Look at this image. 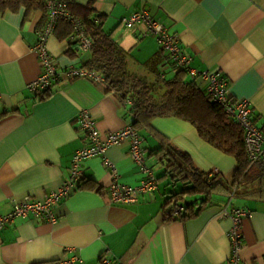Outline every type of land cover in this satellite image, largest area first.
I'll return each instance as SVG.
<instances>
[{
    "label": "crops",
    "instance_id": "obj_1",
    "mask_svg": "<svg viewBox=\"0 0 264 264\" xmlns=\"http://www.w3.org/2000/svg\"><path fill=\"white\" fill-rule=\"evenodd\" d=\"M87 7L105 16L104 29L127 52L130 71L163 84L180 68L145 34L144 24L123 23L126 15L148 9L181 39L192 67L221 72L230 95L249 100L252 118L264 130V0H70L73 12ZM47 16L24 6L0 9V215L61 186L76 152L88 144L77 119L82 109L90 110L102 137L129 125L139 131L160 188L134 204L113 203L111 171L103 156L91 157L78 186L57 205L55 222L17 217L1 232L0 264H53L71 256L84 264H104V257L112 264H230L233 220L222 215L226 206L250 210L243 221L242 257L247 264H264V187H249L246 197L233 195L238 160L204 139L194 124L178 117L136 123L134 105L90 77L58 82L45 97L29 88L43 70L34 46ZM49 47L61 68L85 67L93 55L80 50L63 22ZM185 73L208 93L206 78ZM168 151L221 180L212 201H203L200 191L174 197L195 184L181 171L168 170L162 159ZM107 156L126 183L140 184L143 167L131 157L129 142L112 146ZM186 200H192L190 208ZM189 212L197 213L182 217Z\"/></svg>",
    "mask_w": 264,
    "mask_h": 264
},
{
    "label": "built area",
    "instance_id": "obj_2",
    "mask_svg": "<svg viewBox=\"0 0 264 264\" xmlns=\"http://www.w3.org/2000/svg\"><path fill=\"white\" fill-rule=\"evenodd\" d=\"M69 3L70 0H49V22L38 31V41L34 46V50L43 70L40 76L29 84V88L39 94L50 91L55 84L65 79L90 77L101 82L104 80L100 73L85 67L61 68L58 60L50 50L49 39L55 32L57 20L60 18H64L72 24L80 50L88 51L92 49L93 40L82 19L74 15L69 9ZM123 23L129 28L144 24L146 27L145 34L154 36L161 48L168 53L179 68L193 76L206 78L209 81V96L214 102L220 104L244 129L245 146L249 158L254 162L264 161V130L258 127L253 120V108L249 100L234 99L230 95L227 81L221 72L211 69L199 71L192 67V56L184 51L181 39L146 8L126 15L123 18ZM125 103L134 105L131 99H127ZM77 119L80 128L86 132L88 144L76 152L71 173L65 177L59 188L52 191L44 199L18 201L11 212L0 215V235L7 225L12 224L17 217L36 215L50 222H55L57 205L78 186L83 178L84 163L91 157L103 156L104 164L111 171L112 181L109 194L113 203L134 204L139 201L141 196L152 194L160 188L158 176L147 164L143 138L133 125L121 130L111 131L105 137H102L97 121L89 109H82ZM126 141L130 143L131 157L143 167L144 177L138 185L126 183L116 163L107 156V151L112 146L120 145ZM236 191L235 189L233 195ZM231 200L228 202V206L231 205ZM249 213L248 208L238 206H232L231 208L226 206L222 212V215L229 216L233 220V225L229 231L232 242L230 264H247L242 257L245 248L243 221ZM77 262L84 264V261L76 256L59 260L55 264H76ZM103 262L104 264H112L113 261L109 257H104Z\"/></svg>",
    "mask_w": 264,
    "mask_h": 264
},
{
    "label": "trees",
    "instance_id": "obj_3",
    "mask_svg": "<svg viewBox=\"0 0 264 264\" xmlns=\"http://www.w3.org/2000/svg\"><path fill=\"white\" fill-rule=\"evenodd\" d=\"M22 6L26 7L27 11L45 10L48 14L45 23L49 22V0H0V9L18 10ZM71 12L82 19L93 40L91 49L93 55L85 67L100 73L104 77L102 82L106 84L108 90L116 92L124 102L127 99L133 100L137 111L134 122L150 121L157 117H178L191 122L204 139L238 160L235 174L236 193L246 197L249 187H252V190L263 189L264 161L254 162L249 158L245 146L244 129L220 104L214 102L207 91L195 80L187 79L185 70L180 68L176 77L163 84L158 80L156 82L147 81L130 71L127 52L116 41L113 33L104 29L105 16L89 7L82 12L79 10ZM61 22L67 24L74 40L78 42L74 28L68 20L58 19L56 28ZM48 94L49 91L41 96L45 97ZM179 154L168 151L164 153L162 159H165L168 170L181 171V174L184 173L182 178H190L189 180L195 186L180 194H175L174 197L185 199L184 193L200 191L205 193L203 201H212L211 192L221 180L218 182L217 177L210 178L209 173L201 171L193 164L192 166L184 165L178 157ZM190 204H193L192 200H186L185 206ZM196 213L190 214L189 212L180 216L184 218Z\"/></svg>",
    "mask_w": 264,
    "mask_h": 264
}]
</instances>
